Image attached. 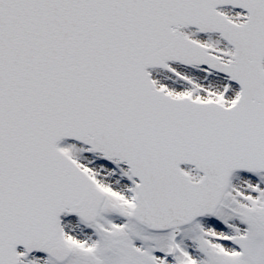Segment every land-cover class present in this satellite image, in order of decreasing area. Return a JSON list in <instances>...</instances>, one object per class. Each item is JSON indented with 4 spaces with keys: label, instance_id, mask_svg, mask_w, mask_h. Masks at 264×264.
Returning a JSON list of instances; mask_svg holds the SVG:
<instances>
[{
    "label": "snow or ice",
    "instance_id": "1",
    "mask_svg": "<svg viewBox=\"0 0 264 264\" xmlns=\"http://www.w3.org/2000/svg\"><path fill=\"white\" fill-rule=\"evenodd\" d=\"M0 264H264V0H0Z\"/></svg>",
    "mask_w": 264,
    "mask_h": 264
}]
</instances>
